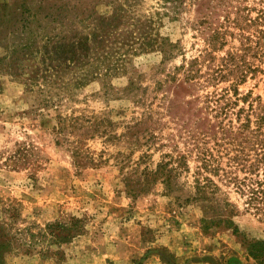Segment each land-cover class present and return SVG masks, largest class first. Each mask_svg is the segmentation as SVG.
Here are the masks:
<instances>
[{
  "label": "rangeland",
  "instance_id": "obj_1",
  "mask_svg": "<svg viewBox=\"0 0 264 264\" xmlns=\"http://www.w3.org/2000/svg\"><path fill=\"white\" fill-rule=\"evenodd\" d=\"M262 153L264 0H0V264H259Z\"/></svg>",
  "mask_w": 264,
  "mask_h": 264
},
{
  "label": "trees",
  "instance_id": "obj_2",
  "mask_svg": "<svg viewBox=\"0 0 264 264\" xmlns=\"http://www.w3.org/2000/svg\"><path fill=\"white\" fill-rule=\"evenodd\" d=\"M244 159H242V162L239 160L236 162H238L237 165H242L241 170L245 175L241 178L236 174L230 177V180L236 185L240 195L246 197V209L248 211L254 210L255 213L264 214V153L258 155L251 161ZM210 183L212 182L210 181ZM217 189H219L218 186L214 185V187L212 186L211 192L214 194ZM227 205L231 204L227 202ZM236 214L237 212L231 208L228 217L218 220L214 219L205 225V227L209 224L224 223L226 226L232 228L235 234H238L240 232L239 227L233 219V216ZM247 244L248 256L256 260L259 264H264V240H253Z\"/></svg>",
  "mask_w": 264,
  "mask_h": 264
}]
</instances>
